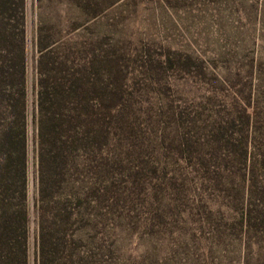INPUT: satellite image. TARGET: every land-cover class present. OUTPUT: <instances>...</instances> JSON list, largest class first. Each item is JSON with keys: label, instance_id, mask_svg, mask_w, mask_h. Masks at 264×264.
<instances>
[{"label": "rangeland", "instance_id": "374dc122", "mask_svg": "<svg viewBox=\"0 0 264 264\" xmlns=\"http://www.w3.org/2000/svg\"><path fill=\"white\" fill-rule=\"evenodd\" d=\"M22 30L26 264L40 45L91 128L55 264H264V0H22Z\"/></svg>", "mask_w": 264, "mask_h": 264}, {"label": "trees", "instance_id": "16d2710c", "mask_svg": "<svg viewBox=\"0 0 264 264\" xmlns=\"http://www.w3.org/2000/svg\"><path fill=\"white\" fill-rule=\"evenodd\" d=\"M47 46L40 45L36 60L37 264H55L66 251L65 229L72 218L67 197L73 198L74 192L59 194L69 178L80 177V151L86 149L91 131L82 113L86 109L80 78L48 62ZM24 94L22 0H0V264H26ZM98 134L105 136L101 124Z\"/></svg>", "mask_w": 264, "mask_h": 264}]
</instances>
